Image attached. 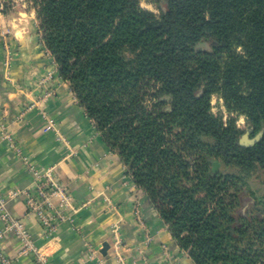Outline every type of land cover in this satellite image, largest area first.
I'll return each mask as SVG.
<instances>
[{"label":"trees","instance_id":"1","mask_svg":"<svg viewBox=\"0 0 264 264\" xmlns=\"http://www.w3.org/2000/svg\"><path fill=\"white\" fill-rule=\"evenodd\" d=\"M29 1L58 76L193 264H264V190L250 185L264 175V0H167L159 15Z\"/></svg>","mask_w":264,"mask_h":264},{"label":"crops","instance_id":"2","mask_svg":"<svg viewBox=\"0 0 264 264\" xmlns=\"http://www.w3.org/2000/svg\"><path fill=\"white\" fill-rule=\"evenodd\" d=\"M16 32L5 39L8 62L0 26V196L5 209L24 223L50 264H193L87 119L55 63L53 83L41 82L46 68L40 35ZM47 86L54 92L43 98ZM29 165L52 166L68 197L64 220L50 232L25 203V193L35 186ZM59 199L54 196L53 205ZM0 245L10 264H36L33 256L19 254L13 233L1 234Z\"/></svg>","mask_w":264,"mask_h":264},{"label":"built area","instance_id":"3","mask_svg":"<svg viewBox=\"0 0 264 264\" xmlns=\"http://www.w3.org/2000/svg\"><path fill=\"white\" fill-rule=\"evenodd\" d=\"M7 137L9 142L13 144L12 138ZM28 169L35 179L34 190L25 193V203L28 212L35 215L45 231L50 232L56 227L58 222L64 220L65 216L62 209L63 206H68V197L64 195L62 186L56 178L52 166L36 167L29 165ZM54 196L60 197L58 205H53L52 203ZM0 221L3 225L0 235L5 232L13 233L19 243V254L33 256L36 264H50L47 254L36 247L24 223L20 219L12 217L5 209L4 199L1 196ZM10 263L11 259L4 253L0 245V264Z\"/></svg>","mask_w":264,"mask_h":264},{"label":"rangeland","instance_id":"4","mask_svg":"<svg viewBox=\"0 0 264 264\" xmlns=\"http://www.w3.org/2000/svg\"><path fill=\"white\" fill-rule=\"evenodd\" d=\"M167 0H139V5L143 9L159 15V13L165 8ZM0 26L4 35V49L7 51L8 62L11 57L9 52V44L6 42V36L16 37L17 30L19 32H27L32 34H39V21L36 16V10L29 0H0ZM43 56L45 62V73L41 78V82L44 85H50L53 83L54 73L51 66H54L53 58L50 53L44 48ZM199 50H208L209 43L205 40L201 41L197 45ZM240 51V49H237ZM47 83V84H45ZM48 88L43 93V98L53 95L54 90L47 86ZM49 93V95H48ZM210 110L215 115L221 116L223 121H227L229 118H233L237 127L247 129L246 117L242 113H237L234 111H229L224 105L223 99L217 95L212 94L210 98ZM251 188L255 189L257 194H261L264 190V175L260 174L251 180ZM248 207V202L244 203V209Z\"/></svg>","mask_w":264,"mask_h":264},{"label":"water","instance_id":"5","mask_svg":"<svg viewBox=\"0 0 264 264\" xmlns=\"http://www.w3.org/2000/svg\"><path fill=\"white\" fill-rule=\"evenodd\" d=\"M258 137H259V134H258L255 138L249 139V138L247 137V133H245V134H243V136H242V138H241V141H244V142H246L247 144H251V143H253L254 141H256Z\"/></svg>","mask_w":264,"mask_h":264}]
</instances>
